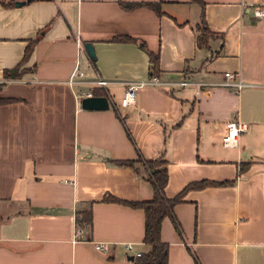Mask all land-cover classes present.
<instances>
[{"label": "crops", "instance_id": "0c3cea01", "mask_svg": "<svg viewBox=\"0 0 264 264\" xmlns=\"http://www.w3.org/2000/svg\"><path fill=\"white\" fill-rule=\"evenodd\" d=\"M4 1L0 97L25 101L0 106V264H132L122 243L149 249L143 211L102 198H152L142 172L113 163L138 157L166 160L167 198L192 181H235L187 192L173 208L178 230L163 219L167 264H264V18L248 10L264 0ZM144 2L159 3L160 14L122 8ZM201 19L212 33L205 47ZM37 37L26 72L5 80ZM150 53L162 81L194 84L145 87L120 107L126 82L149 77ZM75 68L83 76L71 85ZM225 72L246 86H220ZM99 78L107 84L95 85ZM97 91L109 108H81ZM229 120L247 127L236 147L222 145ZM242 163L249 167L237 177ZM88 209L91 222L78 224L88 241H76L75 218Z\"/></svg>", "mask_w": 264, "mask_h": 264}, {"label": "trees", "instance_id": "16d2710c", "mask_svg": "<svg viewBox=\"0 0 264 264\" xmlns=\"http://www.w3.org/2000/svg\"><path fill=\"white\" fill-rule=\"evenodd\" d=\"M203 5L202 0H191ZM2 6H9V2L6 3L4 0H0ZM136 7H148L160 14L159 3L144 2V3H123L122 8L126 10H132ZM201 16L203 13L201 12ZM199 35L197 37V45L199 47H205L208 40L212 37V33L205 28L203 20L201 19V26L198 28ZM37 37L35 40L30 41L24 50V55L17 66L11 69H4L3 78L5 80L20 79L26 72L25 68L20 69L21 65L28 59L31 54L33 45L38 41ZM113 41L130 42L134 41L128 36H118L112 39ZM94 59V57H91ZM150 62L152 64L150 75L157 74L158 66V55L150 53ZM4 86V82L0 83V91ZM95 96H105L102 92H95ZM25 101L20 98H3L0 97V106L15 102ZM115 165L125 166L133 169L136 174L143 173V177L148 181L153 189V196L150 200L146 201H123L119 200L111 195H104L102 198L103 202L117 203L124 206H128L134 209H142L144 214V235L142 243L147 245L149 249L146 252H141L139 256H135L132 264H167L168 261V246L163 243L160 239L161 223L165 217H170L173 220V224L176 230L179 226L176 220L173 218V208L175 205L183 202L185 194L189 191L200 190L206 187H223L234 184V180L225 181H211V180H199L192 181L186 184L183 189L172 198L165 196V187L168 182L167 173V162L161 157L144 160L138 157L136 160H118L113 161ZM249 167L248 163H242L238 167L237 177L245 172ZM77 224H89L91 222V210H84L77 213L75 218Z\"/></svg>", "mask_w": 264, "mask_h": 264}, {"label": "built area", "instance_id": "2783aa9c", "mask_svg": "<svg viewBox=\"0 0 264 264\" xmlns=\"http://www.w3.org/2000/svg\"><path fill=\"white\" fill-rule=\"evenodd\" d=\"M252 16L257 19L264 18V1H260L254 4L249 5L248 9ZM83 73L79 72L77 68L71 73L68 83L73 85L76 83L77 78L82 77ZM238 78V75L231 74L229 72L224 73V81H222L219 85L232 90L235 93H239L243 87L246 86L240 79ZM95 85L97 86H105L107 84V81L104 79H97L95 82ZM191 81L187 79H182L177 82H164L162 81L159 76L157 75H151L146 79L141 80H133L126 82L125 84V90L123 93V97L121 98L119 106L124 108L128 106H132L135 104V93L143 89L145 87H154V88H162L164 85H175L178 87H186L189 85H192ZM225 129L226 133L222 138V145L224 147H236L238 143V139L240 134L247 131V127L245 124L237 121V120H229L225 123ZM73 238L81 241H88V238L86 237V234L81 226L75 223L74 228V234ZM106 245L103 242H97L94 244V250L95 251H102L106 252ZM123 250L125 251L126 255H132L133 257L139 256L141 252L137 251L134 248V245L130 242H124L122 243Z\"/></svg>", "mask_w": 264, "mask_h": 264}, {"label": "water", "instance_id": "95a60500", "mask_svg": "<svg viewBox=\"0 0 264 264\" xmlns=\"http://www.w3.org/2000/svg\"><path fill=\"white\" fill-rule=\"evenodd\" d=\"M30 0L16 2L17 6H21ZM85 49L90 54L91 57H94V52L90 43L85 44ZM81 108L85 110H107L109 108V99L106 96H95L89 95L84 96L80 99ZM134 257L132 255L127 256V260L133 261Z\"/></svg>", "mask_w": 264, "mask_h": 264}, {"label": "rangeland", "instance_id": "374dc122", "mask_svg": "<svg viewBox=\"0 0 264 264\" xmlns=\"http://www.w3.org/2000/svg\"><path fill=\"white\" fill-rule=\"evenodd\" d=\"M114 101H118L117 99L113 98ZM120 101V100H119Z\"/></svg>", "mask_w": 264, "mask_h": 264}]
</instances>
